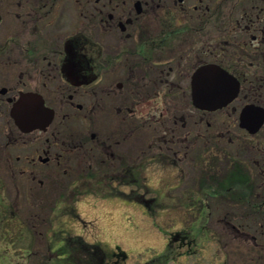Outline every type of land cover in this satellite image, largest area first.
Instances as JSON below:
<instances>
[{
    "label": "flooded vegetation",
    "instance_id": "1",
    "mask_svg": "<svg viewBox=\"0 0 264 264\" xmlns=\"http://www.w3.org/2000/svg\"><path fill=\"white\" fill-rule=\"evenodd\" d=\"M228 1L230 0H0V81L6 77L9 83L0 84V133L4 136V139H0V150L7 153V148L12 145L24 144L27 146L28 135L31 134V137L40 135L45 140L41 144L28 147L31 152L27 161L29 166L36 167V165L46 164L54 159L58 162L67 158L63 155L64 153H69L70 159L76 153V145L66 140L59 144L58 140L48 136L58 138L59 134H64L59 129L60 124L65 123L69 117H73V114L76 115L75 110L80 112L79 117L87 118L88 115L82 111L86 109L89 112L90 109H87L86 106L90 102L89 97H96L99 101V106H94L92 112H97V108H99V111L103 109L105 112L102 113L108 115V106L102 104V100L109 94L123 93L125 95L129 87L126 82L109 81L111 80L109 64L113 65V62H118L120 58H123L128 47L124 49L123 54L117 53L116 56L108 55V51L105 50L119 41H125V43L133 41L134 53L142 62L141 69L146 70L149 75H154L155 68H157L158 73L163 75H158L162 77L161 81L168 82L170 85L168 93L175 94V89H184L183 94L187 96L186 101L182 102L180 106H175V113L169 116L171 120L162 132L165 142L182 147L184 146L182 143L188 142L190 138L201 140L199 137L206 136L203 134L204 131H215L217 138L221 137L222 140L229 142H244L259 152V156H253L249 160H241L229 152L226 173L230 174V178L227 180L225 174L221 177L213 176L209 181L207 180V185L212 186L214 193L204 191L206 185H203L195 195L196 197L191 198L190 206L198 205L200 207L199 215H201L199 217L208 214V220L214 212L212 209L215 199H232L233 201H230L232 211L236 204H246L250 207L251 213L248 215L258 217V219H250V217L248 223L235 222L233 219L228 221L229 226L234 230V246L231 247V252L242 254L241 258L239 254L234 257L237 264H264V137H262L264 136V125L252 131L249 128H242L239 119L245 105L264 106V0H243L237 6L235 5V8H231ZM155 20L162 24L158 35H153L155 29L152 30L151 27ZM231 22L235 25V28L232 29L233 33H222L220 42L216 43L217 49L224 50L223 48H225L226 51L215 54L213 62L223 66L239 79L240 91L238 97L227 106L214 111H205L196 106L191 93L195 70L205 61L192 63L190 75L189 73L183 74L177 65L176 57L179 54L172 55L167 59L164 53L157 52L158 48L177 46L176 39L170 43V41L166 42L167 38H165L158 44L155 39L161 36L164 26L176 24L178 26L175 27H184L190 26L186 24L215 23L220 27H228L225 24ZM5 24H20L21 30L23 29V45L18 57L11 53L14 49H4L1 43V28ZM93 30H97L99 36H95ZM181 33L176 36L179 37ZM110 41L112 42L110 43ZM217 56L221 59H218ZM173 59L175 60L173 61ZM5 64L11 67L13 65L22 66L19 82L16 83L15 78L6 75L9 71L5 69ZM125 66L124 68H127L128 71L127 79L135 85L136 83L132 81L134 67L129 63ZM178 76L179 79H175ZM188 76L189 86H185L183 84H186ZM16 84L17 86L21 84L17 91H15L16 88L14 89ZM187 87H189V95ZM30 92L40 95L45 104L52 109L53 117L50 121L46 111L35 115L33 121H26V118H21L22 115H14L13 110L16 103ZM132 92L135 101L142 96L139 91ZM29 104L31 109L35 108L34 102ZM178 107L181 110L180 115L177 113ZM123 108V104L116 107L117 117L121 111L123 113ZM129 112L131 111L127 109V114ZM222 112L225 114L224 118L225 116L226 119L235 116L236 119L229 126L228 121L224 120L225 128L221 127L222 124L218 125ZM59 114L61 117L57 122ZM209 114L212 115V118H208ZM232 132H234L233 136ZM170 134L171 138H169ZM90 135L93 139L96 138L98 144L102 146V137H99L97 133H90ZM81 144L85 146L83 141ZM104 145L108 147L107 144L104 143ZM194 145L190 140L188 148H192ZM199 146L193 151H197ZM89 147L92 150L90 155L95 154L96 150L99 151L91 144ZM85 149L88 148L85 146ZM170 149L173 147L170 146ZM38 152L39 154H37ZM159 156L168 160L169 154L163 152ZM18 158L21 157L18 156ZM11 161L9 158V165H11ZM238 165L242 166L247 174L244 178V186H230L229 192L220 193L219 191L222 189L220 185L223 182L231 181L232 174ZM139 166L140 163L133 162V160L120 165L112 164V168H100L99 173L93 174L91 171L89 177L94 179L91 183L87 182L89 179L86 178L82 181V177L75 179L73 183L78 189L77 193H81V187H83L85 190L82 192L99 194L104 187L111 185L112 190L115 189L119 196L137 202L143 198L145 204L146 201L155 203V200H158L156 196H147L138 190L141 181L138 174ZM107 177L114 179L109 182ZM145 179L142 182H145ZM0 184L4 185V180L1 177ZM116 184L119 186L137 185V188H133L129 192H125L123 189L119 191L115 187ZM3 195L4 191L0 192V203L4 206L0 212L13 214L15 211L13 205L7 203ZM169 199L174 198L169 197ZM205 204L209 208L207 206L205 208ZM157 206L155 204L153 209L157 210ZM75 209H73V213L77 216L78 213ZM236 218L237 216L234 217V219ZM195 223L193 222L192 226ZM192 226L187 230L176 231L163 252L142 264H169L172 260L176 263L173 258L180 255V252L178 253L177 248L172 246L173 243H178L181 247V245H185V242H191L194 236H198L207 227L204 225V229L199 231L194 227L191 230ZM247 227L249 228L247 229ZM65 232L52 230L46 237L47 263L99 264V261L92 255H90L91 261L89 260V253L86 252L87 249L83 245L91 244L93 245L92 250L97 248V251H100L98 252L102 256L100 264H126L128 255L118 250L120 246L110 248L102 241L90 242L82 235L72 234L71 231ZM20 233L22 234L20 243L24 244L29 233L26 228L25 230L21 228ZM33 233L35 238L37 235L40 237L39 231H33ZM57 239L61 241L59 242ZM240 239L244 241L242 248L238 243ZM9 241L12 242V238ZM239 242L241 243V241ZM30 245H23L25 247L23 257L25 260L27 259V264L34 256L32 255L34 245L31 243ZM63 247L67 251H63ZM79 248L83 251L80 250V256L78 254L76 258L77 253L74 254V252ZM194 251L193 248H188L185 253L191 254ZM36 255L38 256V253ZM228 264H230V260Z\"/></svg>",
    "mask_w": 264,
    "mask_h": 264
},
{
    "label": "rangeland",
    "instance_id": "2",
    "mask_svg": "<svg viewBox=\"0 0 264 264\" xmlns=\"http://www.w3.org/2000/svg\"><path fill=\"white\" fill-rule=\"evenodd\" d=\"M242 1L230 0L228 4L231 8H235V5ZM186 25H190L191 29L184 30L180 34L176 39L177 46L158 48L157 52L164 53L167 59L179 54L176 57L178 67L183 74L190 75L192 63L201 60L213 61L215 54L226 51L225 48L217 49L216 43L220 42L222 33H233L232 29L235 25L232 22L225 24L228 27H220L215 23ZM151 27L152 30L155 29L153 35H158L162 24L155 20ZM22 32L20 24H5L1 28V43L4 49H14L11 53H14L15 57L21 53ZM93 33L99 36L97 30H93ZM132 46L133 41L126 43L119 41L105 50L108 51V55L116 56L117 53L123 54L124 49L128 47L123 58L113 62V65L109 64L111 80L109 78L108 80L126 82L129 87L125 95L123 93L109 94L102 100V104L108 106V115L102 113L105 112L103 109L99 111V108L97 112H92L94 106H99V101L96 97H89L90 102L86 106L90 110L82 111L88 115L87 118L79 117L80 112L75 110L76 115L73 114V117H69L65 123L60 124L59 129L64 134H59L58 138L48 136L58 140L59 144L66 140L76 145V153L70 159V154L64 153L63 155L67 158L60 160L61 162L54 159L36 167L29 166L27 161L31 152L28 147L41 144L45 139L40 135H33V137L31 134L28 135L27 146L12 145L7 148V153L0 150V177L4 180V185L0 184V192L4 191L5 201L11 203L15 210L13 214L0 212V264H27V259L25 260L21 255L24 253L16 247L31 246L30 243L34 245L32 254L34 256L30 262L28 261L29 264H49L46 262L48 252L45 240L52 230L71 231L72 234L82 235L90 242L102 241L110 248L120 246L118 250L128 254L126 264H142L163 252L172 235L176 231L187 230L193 222L196 223L192 228L199 230L204 229V225L207 227L198 236H194L191 242H185V245L181 247L178 243H173L172 246L177 248L180 255L173 258L176 263L172 260L169 264H228L229 260L230 264H237L234 257L239 253L231 252V247L234 246V230L229 226L228 221L233 219L235 222L248 223L250 217V219H258V217L248 215L251 209L246 204H236L232 211L230 201L233 200L221 198L214 200L212 209L214 212L208 220V214L199 217L201 215H199L198 205L190 206L191 198H195L201 187L207 185V180L209 181L213 176L221 177L226 174L229 152L241 160L259 156V152L247 143L229 142L222 140L221 137L217 138L215 131H204L203 134L206 136L199 137L201 140L190 138L188 142L182 143L184 145L182 147L165 142L162 132L171 120L169 116L175 113V106H180L186 101L187 96L183 94L184 89H175V94L168 93L170 85L168 82L161 81L162 77L158 75L162 74L158 73L157 68L154 75H149L146 70L141 69L142 62L139 57H136ZM226 47L229 48V46ZM218 59L221 58L218 57ZM128 63L134 67L132 81L136 83L135 85L127 79L128 71L124 66ZM5 66V69L9 71L6 75L15 78L16 83L19 82L22 66L11 67L8 64ZM188 78L189 76L187 80L185 79L186 84L183 85L189 86ZM175 79H179V76ZM2 83H8V78H3L0 81V84ZM20 85L16 84L15 91L20 88ZM187 88L189 95V87ZM132 91L135 93L139 91L142 96L135 101ZM122 104L125 109L123 108L119 118L116 115V107ZM127 109L132 113L127 114ZM177 113L179 115L181 113L179 107ZM224 115L222 112L218 121L220 122L218 125L222 124V128L226 127L227 121L229 126L236 120L235 116L226 119ZM60 117L61 114L57 117V122ZM208 118H212V115L209 114ZM224 120L226 122H223ZM90 133H97L103 138L102 146L98 144L96 138L91 137ZM231 135L233 136L234 132ZM0 139H4L1 133ZM190 140L192 144H195L192 148H188ZM81 141L88 149L84 150L85 146L81 144ZM104 143L108 147H105ZM89 144L97 147L99 151L96 150L95 154L90 155L92 150ZM170 146L173 149H170ZM197 146H199L198 150L193 151ZM203 149L206 150L203 151ZM163 152L169 154L168 160L159 156ZM18 156L21 158L19 159ZM74 157L76 158L73 159ZM9 158L12 160L11 165L8 164ZM132 160L147 168V178L139 185L138 190L147 196H156L158 201L164 204L158 205L157 210L149 209L143 202L119 196L115 189L114 193L111 185L104 187L99 194L82 192L85 190L83 187H81V193H77L78 189L73 183L75 179L82 177V181L86 178L89 179L87 182L91 183L94 180L89 177L91 171L93 174L99 173L100 168H112V164L120 165ZM115 187L119 191L123 189L129 192L137 188V185L116 184ZM169 197L174 199L168 200ZM0 209H4L1 203ZM73 209L78 213L77 216L73 213ZM236 216L237 218L234 219ZM201 221L203 226L200 225ZM4 227L5 229L8 227L9 232ZM21 228L24 230L26 228L29 233L24 244H19L17 238ZM33 231H39L40 237L37 235L35 238ZM5 235L9 239L12 238V242L9 243L11 246L3 241L2 238ZM242 240H239L241 243L238 241L241 248L244 246ZM57 241L61 240L57 239ZM188 248H193L196 252L186 254ZM241 256L242 254H239L240 258Z\"/></svg>",
    "mask_w": 264,
    "mask_h": 264
},
{
    "label": "water",
    "instance_id": "3",
    "mask_svg": "<svg viewBox=\"0 0 264 264\" xmlns=\"http://www.w3.org/2000/svg\"><path fill=\"white\" fill-rule=\"evenodd\" d=\"M240 82L224 67L209 63L200 66L193 75V97L196 104L204 109L214 110L227 105L239 93ZM35 104L31 109L30 104ZM50 121L53 117L51 109L45 106L40 95L26 93L13 110L14 115L33 121L35 115L44 113ZM264 124V107L247 104L241 112V125L255 131Z\"/></svg>",
    "mask_w": 264,
    "mask_h": 264
},
{
    "label": "trees",
    "instance_id": "4",
    "mask_svg": "<svg viewBox=\"0 0 264 264\" xmlns=\"http://www.w3.org/2000/svg\"><path fill=\"white\" fill-rule=\"evenodd\" d=\"M191 29V27L190 26H184V27H174V26H164V28L162 29V31H161V36L160 37H157L155 40V42H156V44H158V42H162L163 41V39H165V38H167V40H166V42H169L170 41V43H173V41L175 40V39H178L177 37L178 36H176L178 33H181V32H183L184 30L185 31H187V30H190ZM163 34H165L164 36H163ZM170 36V37H169ZM147 44V43H146ZM230 173H231V171H230ZM138 174H139V177H140V184L139 185H141V183H142V181L146 178V176H147V168L144 166V165H142V164H140V166H139V170H138ZM247 176V174H246V172L244 171V169H243V167L242 166H240V165H238V166H236V169H235V171H234V174H232V178H231V181H229L228 183H224L223 182V184L222 185H220L221 186V190L219 191L220 193H227V192H229V187L230 186H233V187H235V186H244V184H245V181H244V178ZM228 178H230V174H228V173H226V179L228 180ZM107 179L109 180V182L110 181H112L114 178H109V177H107ZM233 179H234V182H233ZM103 180V179H102ZM102 180H100V181H102ZM104 181V180H103ZM230 183V184H229ZM212 186H209V185H206L205 187H204V191H209V192H212V193H214V191H213V189L211 188ZM216 193H218V192H216ZM205 197V196H204ZM150 199L152 198V197H149ZM139 202H144L143 201V198H142V200H139ZM206 202V201H205ZM204 202V203H205ZM145 203V202H144ZM148 204V205H147ZM155 204H157V205H159V206H163L164 204H162V203H160L158 200H155V203H150V201H146V205H147V207L149 208V209H153V207L155 206ZM207 206V204H205V208H207L206 207ZM155 208V207H154ZM209 208V207H208ZM2 220H4V218H1ZM203 226V225H202ZM191 230H193V228H190ZM197 229V228H196ZM199 231H201V229H199ZM197 232V231H196ZM85 247H86V252H88L89 253V256L90 255H92L93 256V258L94 259H97L98 261H99V264L101 263V261H102V256H101V254H99L98 252H100V251H97V248H94L93 250H92V246L93 245H91V244H83ZM62 250L63 251H67V249L66 248H62ZM81 248H79V250L78 249H76V252H74V254L75 253H77L76 254V258L78 257V254H79V256H80V252L81 251H83V250H81ZM72 252V251H71ZM72 254V253H71ZM73 257V256H72ZM72 257H71V259H72ZM90 261H91V256H90V259H89Z\"/></svg>",
    "mask_w": 264,
    "mask_h": 264
}]
</instances>
